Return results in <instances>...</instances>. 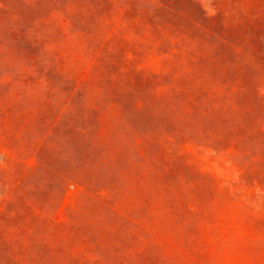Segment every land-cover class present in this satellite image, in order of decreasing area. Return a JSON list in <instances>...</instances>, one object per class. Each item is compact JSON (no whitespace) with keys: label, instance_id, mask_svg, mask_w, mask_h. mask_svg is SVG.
I'll use <instances>...</instances> for the list:
<instances>
[{"label":"rangeland","instance_id":"obj_1","mask_svg":"<svg viewBox=\"0 0 264 264\" xmlns=\"http://www.w3.org/2000/svg\"><path fill=\"white\" fill-rule=\"evenodd\" d=\"M0 264H264V0H0Z\"/></svg>","mask_w":264,"mask_h":264}]
</instances>
